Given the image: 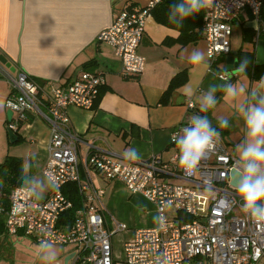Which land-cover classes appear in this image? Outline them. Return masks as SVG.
Listing matches in <instances>:
<instances>
[{"label":"built area","instance_id":"1","mask_svg":"<svg viewBox=\"0 0 264 264\" xmlns=\"http://www.w3.org/2000/svg\"><path fill=\"white\" fill-rule=\"evenodd\" d=\"M162 0H147L140 8H124L110 25L98 32V41L113 47L121 61L123 77L139 76L145 67V57L138 47L144 34L146 20ZM264 0H213L204 9L202 34L206 57L212 65L220 55L231 51L232 22L247 9L258 20ZM257 34L260 29L256 28ZM0 78L10 87L4 100L17 108L7 126L16 131L19 124L32 113L41 117L49 127L47 156L42 174L52 176L58 188L49 190L43 201H34L23 186L15 185L9 194L5 229L9 236L20 231L39 243L49 239L52 244L75 247L71 264H116L112 239L128 225L109 216L104 217L101 200L104 190L97 187L92 170L103 176L122 181L132 193L143 195L153 203L156 214L165 219L163 228L135 229L133 237L122 245L124 264H264V223L253 221L242 211L236 186L231 183L230 171L240 173L238 156L220 139L216 148L202 159L198 170L180 176L188 185L161 180L160 172H169L170 164L162 162L158 154L146 160L122 162L102 149L90 144L92 150L83 160V174L78 158L79 143L83 140L72 128L68 106L91 109L98 98L104 78L100 73L82 71L71 82L52 87L41 97L40 84L20 67L11 70L0 60ZM226 78V77H224ZM188 110L195 108L187 99ZM190 118L171 133L182 134ZM176 155L171 157L175 161ZM84 178H83V176ZM75 183L81 205L75 210L69 226L61 224L62 214L73 207L64 187ZM211 189L201 202L199 189Z\"/></svg>","mask_w":264,"mask_h":264},{"label":"crops","instance_id":"2","mask_svg":"<svg viewBox=\"0 0 264 264\" xmlns=\"http://www.w3.org/2000/svg\"><path fill=\"white\" fill-rule=\"evenodd\" d=\"M146 1L0 0V56L35 79L41 86V97L47 96L52 87L71 82L82 71L103 76L102 92L93 108L72 105L67 108L71 126L83 140L78 147L82 174L83 160L93 146L122 162L128 161L122 153L128 148H136L141 154L140 160L158 154L162 162L170 164L169 172L158 174L161 180L188 185L189 182L179 174V150L171 140L174 128L183 124L188 116L206 115L220 132V139L226 147L239 157L237 146L244 141L246 133L240 107L246 103L252 90L264 93V76L252 80L248 75L238 73L236 68L228 70L227 55L218 56L210 65L203 34L201 39L186 45L177 42L180 31L169 23L168 13L170 6L178 0H163L147 18L138 47L139 53L145 57L144 70L139 76L123 77L122 64L113 47L98 41L96 35L110 25L120 10L140 8ZM261 24L250 11L242 10L232 22L231 52L239 48L253 50L255 63L264 64V36L258 37L256 31ZM246 30L256 32L250 42L243 40ZM238 34L239 39L235 40L237 43L233 47ZM246 34L248 36L249 32ZM165 40L169 42L165 43ZM243 43L248 47H242ZM194 49L205 53L204 63H190L189 56ZM181 71L187 72V80L172 91L166 102H161L171 78ZM224 81L243 87L245 92L236 98H226L223 92H217L215 108L207 113L200 112L203 93L210 85ZM8 94L9 89L0 94V105H4ZM189 98L195 103L191 110L186 107ZM2 108L6 125V110ZM220 119L228 120L227 129L219 128ZM17 134L21 141L8 144L5 155L20 158L22 165L31 163V174L37 178L45 177L42 168L47 156L48 124L41 117L28 113L27 119L19 124ZM173 155L176 159L171 162ZM92 178L94 184L104 190L101 200L105 219L108 221L109 216H113L128 225L119 233L122 245L133 237L135 229L156 225L153 222L157 215L155 206L143 195L130 192L122 181L106 178L97 170H92ZM16 185L22 186L20 177ZM67 187L70 183L64 188ZM48 191L41 201L46 199ZM207 194L204 189L200 191L201 202L205 201ZM9 237L14 242L13 255L11 259L0 260V264H26L24 260L27 258L23 252L18 254L16 243L28 235ZM27 245L28 242L21 240L20 249H26ZM74 250L73 245L62 246L57 252L56 264H71Z\"/></svg>","mask_w":264,"mask_h":264},{"label":"clouds","instance_id":"3","mask_svg":"<svg viewBox=\"0 0 264 264\" xmlns=\"http://www.w3.org/2000/svg\"><path fill=\"white\" fill-rule=\"evenodd\" d=\"M213 0H180L169 8L170 24L182 27L183 22L205 8L211 7ZM206 60L205 53L194 49L189 56L190 63L199 65ZM238 73H246L249 61L247 58L238 62ZM217 92H223L225 97L236 98L245 92L243 87L224 81L221 84L210 85L203 93L200 112L207 113L217 104ZM249 98L240 111L246 130L244 141L237 146L238 167L240 169L239 183L236 191L242 200V211L257 222L264 223V93L252 90ZM5 105H0L4 107ZM10 109L17 108L15 103L6 105ZM227 119H220L219 128L227 129ZM220 132L212 126L206 115H193L188 126L182 129V134H173V141L178 152V166L186 176H192L206 155L213 151L220 141ZM124 159L139 161L142 157L136 148H128L123 153ZM31 163L22 165L20 181L24 189L34 201H41L45 192L58 188L56 179L52 176L37 178L31 174ZM154 224L164 227L165 219L161 215L153 217ZM42 264H56L57 253L49 239H41L36 245ZM160 264H163L161 261Z\"/></svg>","mask_w":264,"mask_h":264},{"label":"trees","instance_id":"4","mask_svg":"<svg viewBox=\"0 0 264 264\" xmlns=\"http://www.w3.org/2000/svg\"><path fill=\"white\" fill-rule=\"evenodd\" d=\"M169 1L173 2L174 0H169ZM179 2L180 0L177 1V3ZM155 8L153 9V11L155 10ZM203 16H204V9L199 13L194 14L188 19H186L183 22V26L179 27L180 32L176 41L179 42L181 45H186L187 43L195 42L201 39L202 29H203ZM260 21L262 22V24L261 27L259 28L260 31L258 33V37L264 36V5H262L261 8ZM247 32H249L248 36L246 34ZM255 36H256V32L251 33V31L246 30L243 40L246 42H250L252 37ZM167 42H169V40H165V43ZM231 53L233 52L230 51V54ZM233 54L237 59V62L247 58V60L249 61V65L247 67L246 73L244 74L248 75L252 80H258L261 79L262 76H264V64L255 63L253 50L239 48ZM186 80H187L186 71H181L176 75H174L171 78L168 87L163 92L160 101L166 102L169 99V96L172 93V91L177 87L181 86L183 83H185ZM101 92L102 91L100 88L96 102L99 100ZM19 141H21L20 137L18 142ZM8 143L12 144L9 141ZM21 172H22V163L20 158L5 155L0 161V260L11 259L13 255L14 242L13 240H11V238L6 232L5 217H6V211L9 208V198H8L9 194L13 189V187L16 185L17 179L21 176ZM64 192L73 201V207L62 214L61 224L69 226L71 224V221L73 220L75 210L80 207V195L78 193V188L75 183H70V187H67L66 189L64 188ZM22 234H23L22 231L18 233V235H22Z\"/></svg>","mask_w":264,"mask_h":264},{"label":"rangeland","instance_id":"5","mask_svg":"<svg viewBox=\"0 0 264 264\" xmlns=\"http://www.w3.org/2000/svg\"><path fill=\"white\" fill-rule=\"evenodd\" d=\"M238 39H239V34L234 39V41L238 40ZM236 43H237V41H235L233 43V47H234V44H236ZM239 43L241 44L242 42L240 41ZM236 47H239V46H236ZM242 47L247 48L248 45L243 43ZM8 89L10 91V87H9V85H7V82L5 80H3L2 78H0V94H4ZM4 118H5V111L2 107H0V161L5 156L6 150H7V145L9 144L8 140H7L6 130H5L6 125H5V123H3ZM203 189L206 190L208 193L211 192V189H207L205 187H201L199 189V191H201ZM207 205H208V202L206 200L205 206H204L205 209H207V207H208ZM21 240L28 242V245L25 246L26 249H24V250L20 249ZM16 244L19 247L18 251H17L18 254L23 252L25 257L27 258V260H24V262L26 264H28V263L29 264H42L41 260L39 259L38 251H37V247H36L38 242H36L32 237H30V236L23 237V238L19 239ZM53 245H54L56 253L59 250H61V247H62L61 245H58V244H53ZM113 256L115 257V259H117L116 264H124L123 260H122L123 259V251H122L121 234L115 235V237L113 239ZM6 264H8V263H6Z\"/></svg>","mask_w":264,"mask_h":264},{"label":"water","instance_id":"6","mask_svg":"<svg viewBox=\"0 0 264 264\" xmlns=\"http://www.w3.org/2000/svg\"><path fill=\"white\" fill-rule=\"evenodd\" d=\"M0 60L3 63H5L8 67H10L11 70H14V66H11V64L9 62H7L5 58L0 56ZM225 61H226V68L228 70H231L233 68H237L238 67L237 59L235 58V56L233 54H228L225 57ZM12 116H13V111L11 109H7L6 110L7 122L11 121ZM5 130H6V135H7L8 141L10 143L14 144V143L18 142L19 136L16 133V131L10 129L7 125L5 127ZM230 176L233 178V180H231V183L236 186L239 183L240 173H238L235 170H231L230 171Z\"/></svg>","mask_w":264,"mask_h":264}]
</instances>
